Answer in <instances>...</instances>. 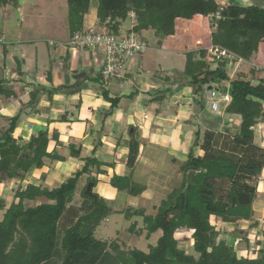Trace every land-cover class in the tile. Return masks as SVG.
<instances>
[{
  "label": "trees",
  "instance_id": "16d2710c",
  "mask_svg": "<svg viewBox=\"0 0 264 264\" xmlns=\"http://www.w3.org/2000/svg\"><path fill=\"white\" fill-rule=\"evenodd\" d=\"M92 1L67 0L74 33L85 30V16ZM251 1L250 5L240 4L239 0L222 5L217 0H98L99 27L118 33L119 26L134 13L138 22L135 32L143 37L144 32H151L161 45L176 35L178 19L213 16L212 25L219 30L215 42L230 50L242 51L251 48V42H264V0ZM5 6L17 8L19 0H0V8ZM240 39H245L247 44L240 43ZM230 41L238 43L230 44ZM223 60H208L206 50L189 53L184 74L195 85L211 86L217 80L229 81L232 88L226 112L239 118V127L235 131L200 129L195 133L189 158L182 167L185 184L170 195L156 216L145 217L149 239L162 232L157 245L151 246L148 253L119 244L118 240H98L96 236L108 213H122L111 211L106 206L107 199L93 193L101 182L99 177L107 174L95 157L100 144L94 146L87 159L82 157L81 147L66 145L70 155L84 161L85 166L58 188L24 187L23 182L32 168L43 172L47 160H65L58 152L65 143L58 130L33 134L29 141L17 140L13 133L20 117L6 118L9 128L0 129V184L13 182L19 187L9 206L0 201V264H264V232L263 239L253 245L249 232L235 229L233 238L245 240L246 244L244 249L237 250L219 240L221 233L213 223L214 217L230 224L251 221L264 172V145L256 137V128L264 121V80L257 83L247 78L230 80ZM215 63L217 67H213ZM99 80L104 99L111 103L112 109L117 108L120 98H112L102 76ZM5 86L6 82L0 80V95L6 92ZM140 145L134 139L129 146V168L138 160ZM108 166L114 167V163ZM84 174H89L93 185V195L87 194L86 188L81 193V198L91 201L85 206L90 212L71 227L62 228L60 221L75 201L79 180ZM41 175L45 180V172ZM110 185L124 192L130 189L131 182L128 176L115 174ZM133 191L130 189L129 193ZM38 198H45L47 202L34 207L28 205ZM259 225L256 223L252 229ZM184 229L191 233V252L181 247L177 237Z\"/></svg>",
  "mask_w": 264,
  "mask_h": 264
},
{
  "label": "crops",
  "instance_id": "0c3cea01",
  "mask_svg": "<svg viewBox=\"0 0 264 264\" xmlns=\"http://www.w3.org/2000/svg\"><path fill=\"white\" fill-rule=\"evenodd\" d=\"M217 1L222 5L229 2ZM25 2L19 0V8H0V80L6 82V92L0 95V129L9 128L6 118L19 116L13 133L15 139L29 141L33 134L58 130L65 143L58 150L65 160H47L43 172L32 168L23 182L26 186L58 188L85 166L84 161L70 155L66 145L81 147L82 157L87 159L94 146L100 144L95 157L104 165L107 174L99 177L98 194L107 199L114 195L110 179L115 174L123 176L124 170L128 169L126 158L136 129L144 136L138 159L145 155L148 148L162 149L166 141L174 159L185 162L198 130L222 132L224 129L233 130L231 126L239 127V118L226 112L228 103L220 102L218 111L210 107V88L221 96L230 94L232 86L229 81L217 80L211 86L195 85L185 78L184 71L179 68L168 70L165 79L162 78L165 75L159 77L153 74L158 65L149 63L150 58L146 62L144 54L139 64L131 65L124 75L103 84L112 98H120L118 107L112 109L111 103L102 95L103 87L99 80L104 56L99 51L75 49L52 40L48 43L42 37L29 36V26L26 27L25 15L20 10ZM94 10L97 11V8ZM95 11L92 14L96 16ZM203 18L178 19L176 35L167 38L161 45L156 40L151 53H165L168 57L182 54L186 64L189 52L219 47L231 53L232 59L223 60L227 64L230 80L239 76L255 83L264 80V42H251L252 47L242 51L230 50L215 42L218 28L210 31L208 38L210 29L208 25H202ZM235 42L237 45L238 41ZM235 42L230 41V44ZM239 42L247 44L245 39ZM187 45L189 48L191 45L200 47L188 51ZM161 71L165 72L163 68ZM256 137L257 142L264 145V121L256 128ZM110 163H114V167L108 166ZM44 172L46 179L42 180ZM263 177L264 172L260 184L264 181ZM7 185L0 184V187ZM18 187L19 184L13 188L14 195ZM1 190L0 201H3ZM37 200L40 204L47 202L45 198ZM254 218L260 225L264 223L263 216L261 219ZM244 222H250V226L254 224L253 221Z\"/></svg>",
  "mask_w": 264,
  "mask_h": 264
},
{
  "label": "rangeland",
  "instance_id": "374dc122",
  "mask_svg": "<svg viewBox=\"0 0 264 264\" xmlns=\"http://www.w3.org/2000/svg\"><path fill=\"white\" fill-rule=\"evenodd\" d=\"M230 1L231 0H229V2ZM251 2V0H239V3L243 5H250ZM228 4L229 3L227 2L225 5ZM19 6L17 8H19ZM96 8L97 11L94 10ZM20 10L22 14L25 15L26 27L29 26V28H27L29 30V33H27L29 36L42 37L43 40H47L48 43L52 40V42H59L66 44V46H70V41L75 33L72 30L69 20V4L67 0H26L24 6ZM93 11L96 12V16L92 14ZM132 15L136 18L134 13H130L129 19L123 24L124 31H129L133 25ZM96 17L97 20L95 19ZM212 19L213 16L202 19V25H208L210 29L209 32H207L208 38L211 33L210 31L215 30V28L217 30V26L212 25ZM85 23L87 24V26L85 25L87 28L93 26L99 27L98 0H93L91 2L90 11L85 16ZM136 23H138L137 20ZM143 34L146 37H144V39L147 43V50L144 53L145 61L147 62L150 58L149 63L158 65L153 71L154 75L159 77L165 75V77L162 78L167 79L166 72L168 70L172 71L179 68L180 71H185L186 64L184 55L174 54L168 57L165 53L160 52L152 54L151 49L155 44V37L151 32H144ZM199 47L191 45L189 48L187 45L186 50H198ZM210 50L211 48L207 50L208 60L210 59L211 61H214ZM99 52L101 55H104L103 50H100ZM191 53L197 54L199 51ZM221 66H223V64H221ZM213 67H217V63H215ZM162 68L165 70L164 73L161 71ZM238 78H240V76ZM168 79H170V77H168ZM231 128L233 129L231 131H235V128L237 129L236 126H231ZM143 138L144 136L138 131V129H136L135 137L132 136L131 140L133 141L135 139L138 142H144ZM167 147L168 144L165 141L162 149L154 146L148 148L145 151V155L142 158H139L132 168L125 165L128 169L124 170L122 175L129 177L131 182L130 189L134 191L129 193L130 189L128 188L126 191L121 192L118 189L111 187L114 190V195L113 197L107 198L106 206L111 211L121 210L122 213H116L115 211L108 213V216L97 228L96 236L98 240L108 242L118 240L119 244H127V246L132 249L137 248L147 253L150 251L151 246L157 245L159 238L162 236V232H157L149 239L147 237L148 231L146 229L145 217L156 216L158 210L162 207L163 203L167 201L170 195L176 191H180L186 182V174L182 169L184 161L182 159L177 160V158L175 160L172 156L171 150L169 148L167 149ZM89 177V174H84L80 178L76 199L69 206L65 216L60 221V226L62 228L71 227L73 222H76L80 217L90 212V209L85 207L91 203L90 199L81 198L83 190L86 188L87 192L88 186L92 183L89 182ZM6 184L8 185L0 187V189H2L1 193H3L1 200L4 202L6 201L5 203L9 206L12 202V197L14 196L13 188H16L18 184H12L11 182ZM23 186L25 187L26 185L23 184ZM259 188L261 189L259 192V196L261 193V197H258L254 203L256 208L251 220L254 223L252 226H254L255 223H259L255 220V216L259 219H261L262 216L264 217V181L262 184H259ZM98 189L99 185L94 188V195H98ZM38 204H40V201L36 200L30 202L28 205L34 207ZM213 223L216 229L221 233L219 240L226 241L227 244L233 246L237 250L246 247L245 240L237 241L232 236L233 231L237 228L249 232L250 244L254 245L255 242L263 239L261 233L264 232V223L254 229L250 226V222L247 223L244 221L239 222L238 224H230L223 223L220 219L214 217ZM136 231L137 233H135ZM190 234L189 231L184 229L177 236L181 242V247L188 252H191ZM184 238H187V240L183 241Z\"/></svg>",
  "mask_w": 264,
  "mask_h": 264
},
{
  "label": "built area",
  "instance_id": "2783aa9c",
  "mask_svg": "<svg viewBox=\"0 0 264 264\" xmlns=\"http://www.w3.org/2000/svg\"><path fill=\"white\" fill-rule=\"evenodd\" d=\"M133 25L129 31H124V25L119 26L118 33L110 31L107 27H85L84 31L76 32L70 41V46L75 49L104 51L101 76L105 82H110L124 75L133 64H139L141 56L147 50L144 37L134 28L137 26L133 16ZM220 18V15H217ZM214 60L232 59L229 51L212 47L210 50ZM211 107L218 111L220 102L229 103L230 94L220 95L219 92H209Z\"/></svg>",
  "mask_w": 264,
  "mask_h": 264
},
{
  "label": "water",
  "instance_id": "95a60500",
  "mask_svg": "<svg viewBox=\"0 0 264 264\" xmlns=\"http://www.w3.org/2000/svg\"><path fill=\"white\" fill-rule=\"evenodd\" d=\"M213 88H210V90H212ZM209 90V91H210ZM92 187H93V185H92V183L88 186V189H87V194H89V195H93V193L91 192V190H92Z\"/></svg>",
  "mask_w": 264,
  "mask_h": 264
}]
</instances>
